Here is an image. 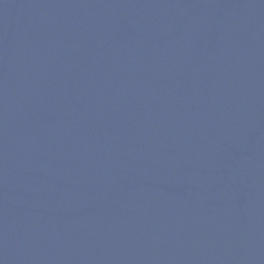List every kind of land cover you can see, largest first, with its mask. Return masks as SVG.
<instances>
[{
    "label": "water",
    "instance_id": "water-1",
    "mask_svg": "<svg viewBox=\"0 0 264 264\" xmlns=\"http://www.w3.org/2000/svg\"><path fill=\"white\" fill-rule=\"evenodd\" d=\"M0 264H264V0H0Z\"/></svg>",
    "mask_w": 264,
    "mask_h": 264
}]
</instances>
